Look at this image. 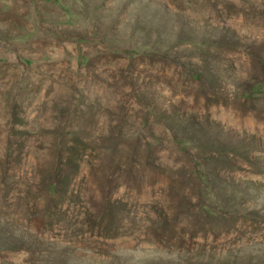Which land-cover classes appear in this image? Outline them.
<instances>
[{
	"label": "rangeland",
	"instance_id": "rangeland-1",
	"mask_svg": "<svg viewBox=\"0 0 264 264\" xmlns=\"http://www.w3.org/2000/svg\"><path fill=\"white\" fill-rule=\"evenodd\" d=\"M0 264H264V0H0Z\"/></svg>",
	"mask_w": 264,
	"mask_h": 264
},
{
	"label": "trees",
	"instance_id": "trees-1",
	"mask_svg": "<svg viewBox=\"0 0 264 264\" xmlns=\"http://www.w3.org/2000/svg\"><path fill=\"white\" fill-rule=\"evenodd\" d=\"M153 58V57H152ZM248 91H246L245 93H243V95L246 97L247 92H250L253 90V86L249 89H247ZM56 191V183H55V179L52 178L49 182V184L47 185L45 192L47 195H52L54 194V192Z\"/></svg>",
	"mask_w": 264,
	"mask_h": 264
}]
</instances>
